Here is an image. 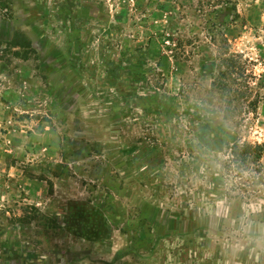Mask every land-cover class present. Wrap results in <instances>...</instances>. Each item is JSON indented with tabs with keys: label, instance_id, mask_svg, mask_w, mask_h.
I'll list each match as a JSON object with an SVG mask.
<instances>
[{
	"label": "rangeland",
	"instance_id": "rangeland-1",
	"mask_svg": "<svg viewBox=\"0 0 264 264\" xmlns=\"http://www.w3.org/2000/svg\"><path fill=\"white\" fill-rule=\"evenodd\" d=\"M0 264H264V0H0Z\"/></svg>",
	"mask_w": 264,
	"mask_h": 264
},
{
	"label": "trees",
	"instance_id": "trees-1",
	"mask_svg": "<svg viewBox=\"0 0 264 264\" xmlns=\"http://www.w3.org/2000/svg\"><path fill=\"white\" fill-rule=\"evenodd\" d=\"M20 39L22 41L21 44L23 43L25 46H29V41H25V40H23V38H20ZM12 44L14 46L15 45H20V42H18V41L15 40V41L12 42ZM246 146L247 147H250L251 144L243 145L244 148H246ZM253 148H254L255 154H260V150H262V145L256 144V145L253 146Z\"/></svg>",
	"mask_w": 264,
	"mask_h": 264
}]
</instances>
